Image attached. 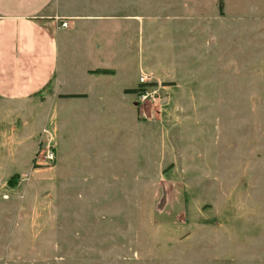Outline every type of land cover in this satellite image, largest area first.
I'll return each instance as SVG.
<instances>
[{"label": "rangeland", "instance_id": "374dc122", "mask_svg": "<svg viewBox=\"0 0 264 264\" xmlns=\"http://www.w3.org/2000/svg\"><path fill=\"white\" fill-rule=\"evenodd\" d=\"M86 2L85 94L0 102V264H264V0Z\"/></svg>", "mask_w": 264, "mask_h": 264}, {"label": "crops", "instance_id": "0c3cea01", "mask_svg": "<svg viewBox=\"0 0 264 264\" xmlns=\"http://www.w3.org/2000/svg\"><path fill=\"white\" fill-rule=\"evenodd\" d=\"M86 0H0V102L18 103L46 94L82 96L69 79L72 72L60 70L59 40L63 28L77 22L90 27L103 19L113 24L114 14H95L82 8ZM92 13V14H90ZM118 20V19H117ZM62 22L66 26H62ZM71 34L66 32V34ZM95 68L89 72L96 73ZM74 95V96H70Z\"/></svg>", "mask_w": 264, "mask_h": 264}, {"label": "trees", "instance_id": "16d2710c", "mask_svg": "<svg viewBox=\"0 0 264 264\" xmlns=\"http://www.w3.org/2000/svg\"><path fill=\"white\" fill-rule=\"evenodd\" d=\"M218 8H219V10H222V0H218ZM94 72L103 73V72H105V70L96 69V70H94ZM144 84H146V83H144ZM144 84L142 83L141 86H143ZM136 91H137V89H130L128 92H136ZM70 96H74V95H70Z\"/></svg>", "mask_w": 264, "mask_h": 264}, {"label": "built area", "instance_id": "2783aa9c", "mask_svg": "<svg viewBox=\"0 0 264 264\" xmlns=\"http://www.w3.org/2000/svg\"><path fill=\"white\" fill-rule=\"evenodd\" d=\"M62 26H66L65 22H62L61 24ZM44 158L47 159V161L52 162L53 161V154L50 151H46V153L44 154Z\"/></svg>", "mask_w": 264, "mask_h": 264}]
</instances>
